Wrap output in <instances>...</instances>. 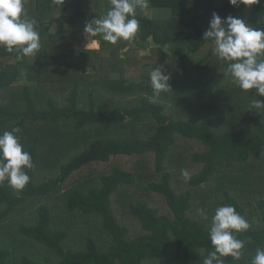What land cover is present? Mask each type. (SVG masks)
<instances>
[{"label":"trees","instance_id":"16d2710c","mask_svg":"<svg viewBox=\"0 0 264 264\" xmlns=\"http://www.w3.org/2000/svg\"><path fill=\"white\" fill-rule=\"evenodd\" d=\"M24 5L28 16L37 20L41 50L36 57L18 60L15 51L0 48V134L20 128L17 135L23 150L31 154L33 168L26 169L30 180L22 191H15L7 180L0 183V222L21 215L16 231L49 256L21 255V262L203 264L205 256L214 251L209 239L211 217L217 207L232 205L250 227L236 233L245 242L242 257L234 260L228 256L223 261L251 264L256 250L264 249V113L249 109L253 100H232L238 86L223 83L226 78L230 81L225 75L228 62L224 71L209 81L188 74L185 60L188 53L211 42L203 36L214 12L222 19L231 15L264 29V0L250 7L232 6L228 0H150L148 9L162 10L154 11L162 13L161 17L144 16L137 9L135 39L118 41L114 53L137 41L152 42L159 49L169 45L182 75L174 77L176 66L164 69L172 90L159 97H153L147 83L111 79L107 73L105 78L90 82L87 74L95 62L84 58L73 70L71 49L59 44L58 31L51 32L56 25L80 34L87 22L106 15L108 0H65L63 7L54 6L52 0H24ZM90 51L80 52L88 55ZM39 72L47 75L37 79ZM20 77L27 81L36 78L37 83L15 88L13 83ZM56 81L67 87L65 94L56 93ZM104 91L132 95L134 100L111 107L102 97ZM254 93L255 89L248 90L246 96L253 98ZM261 98L264 101V96ZM169 102L176 107L175 117L167 114ZM182 142H194L198 148L186 158L176 156L174 150ZM44 143L61 144L64 157L47 165L57 163L56 175L36 183ZM149 153L154 157L151 174L159 178L148 179L146 188L164 197L168 212L159 213L146 199H138L133 210L141 232L131 236L116 215L112 197L145 174L123 169L119 163L123 158L144 159ZM184 159L199 166L187 183L181 176ZM99 164L109 171L97 173L94 167ZM42 199L45 203L34 205ZM58 201L63 214L88 215L96 220L98 232L80 231L81 240L71 242L68 229L54 225L52 208ZM195 206L204 210L207 220L191 215ZM15 243L4 240L0 233V264H15Z\"/></svg>","mask_w":264,"mask_h":264},{"label":"clouds","instance_id":"9594fccd","mask_svg":"<svg viewBox=\"0 0 264 264\" xmlns=\"http://www.w3.org/2000/svg\"><path fill=\"white\" fill-rule=\"evenodd\" d=\"M232 6L250 7L261 0H228ZM65 0H52L56 7H63ZM108 11L101 18L95 17L84 26L85 38L91 41L98 35L103 41L117 44L118 41L131 42L139 30V21L135 18L137 9H148L150 0H108ZM37 20L28 16L24 0H0V47L7 52L13 51L17 59L34 56L41 50L40 34L36 28ZM203 38L210 40L213 54L220 60L228 62L225 75L241 90L255 89L257 96H264V29L249 26L246 20L229 15L221 18L212 14L209 29ZM163 66L153 68L150 83L153 97L171 89ZM255 108L264 113V101L255 99L249 109ZM14 127L0 134V183H7L15 191H22L30 177L26 169L33 168L31 154L23 150ZM184 182L191 180L188 170L182 169ZM199 215L207 220L204 210ZM250 227L234 206L223 205L215 209L209 227V239L214 251L209 252L203 264H224L223 258L231 256L239 260L243 255L245 242L236 237V233ZM251 264H264V249L258 248Z\"/></svg>","mask_w":264,"mask_h":264},{"label":"rangeland","instance_id":"374dc122","mask_svg":"<svg viewBox=\"0 0 264 264\" xmlns=\"http://www.w3.org/2000/svg\"><path fill=\"white\" fill-rule=\"evenodd\" d=\"M154 11L162 10L151 11V9H144L141 10V13L142 15L148 17L162 16V13ZM68 29L71 28H66V30L63 27L57 29V26L53 25L51 32L56 33L58 31L57 41L59 42V44L62 45L63 42V45L71 49L69 59L71 60V62H74V65L72 66V68H74L73 70H75L77 63H82V60H84V58H89L90 63H92L93 61L95 62V67H90L88 70L87 76L90 78V82H96L99 81V79L101 78H105L104 76L107 73L109 78L111 79L127 78L126 81L131 80L135 83H142L143 85L147 83L151 86L150 72L153 68L163 66V69H170L173 66H176L174 65V59L172 53L169 50V45H166L159 49V47H154L152 42H150L149 44H141L140 41L132 42V44L128 45L127 47L121 46L118 48L119 50L115 52L118 56L117 58L114 53V45L103 41L101 35H98L91 41H88L85 38L84 27L81 29L80 34H78L79 32H76L74 29H71L73 31H70ZM71 36L76 37H72V39H70L69 37ZM99 38H101V40ZM144 45L145 47H143ZM69 46H73V48L77 49H74V51H72V48ZM212 47V43L208 41L200 48L199 51L195 53H188L185 60L188 69V74L193 76L202 75V78H204V80L210 81L211 79L215 78L218 74L224 71V63L226 61L218 59L213 54ZM83 49L91 50V53H89L88 55H83V53L80 52ZM127 57L129 58L130 63L126 61L127 59L125 58ZM121 62H123L124 65H122ZM214 69L216 70V72H214ZM173 74L175 78H178L180 75H182V73L179 72L178 67L176 73L173 72ZM36 75L37 79L38 75H40V77L43 79L47 75V73L45 76H43L42 72H39ZM36 78L28 79V81L26 80V78H23V80L15 83L17 85L15 86V88H19L20 86H22V84L26 83L35 84L37 83ZM147 78L149 79L147 80ZM226 80H228V78H226ZM226 80H224V84L231 85L233 87L235 86L232 83L231 79L229 82H226ZM87 84H89V81L87 82ZM54 87L58 95H63L67 91V87H62L57 81L54 83ZM235 90V92H232V100H234V102L242 103V100H262L261 97H263L259 95L257 96L256 90L253 95V98H248L246 96L248 90L243 91L239 87L237 88L236 86ZM42 91V87H40L41 96ZM102 97L106 100V102H110L109 106L111 107L123 106L124 104H128L129 102L132 103L131 100H134V98L132 99V95L125 96L119 93H108L106 91H104ZM171 107H173V105L171 102H169L167 109V114L169 115V118L171 116L175 117L176 115V107L170 109ZM43 146L44 154L42 156L41 161L38 162L35 173L36 183H39L43 180H47L50 176L56 175V164L59 163L64 157L61 156V144L59 146L56 145L55 147H53L50 144L44 143ZM196 148H198V145L194 142H182L178 146H176L174 153L176 154V156L182 155L183 158H186V156H188L186 154L191 153ZM56 158H60L59 161L57 159L58 162L55 160ZM53 160L57 162L55 163V166L47 167V165L50 164V162H52ZM183 161L186 162V159H184ZM138 163L139 165L137 167ZM119 164L121 168L126 169L128 171L135 172V170H140L145 174V176L140 177V179L139 177H136L134 185L121 187L112 197L113 205L116 208V215L119 221L126 225L129 229V234L131 236H134L141 232L139 228L140 225L138 224L133 210V206L138 199H146L151 206L158 210L159 213H166L168 212V209L166 206L165 199L162 195L146 188L148 179L159 178L158 175L156 177V174H151L154 168V157L151 153L144 155V159L140 157L123 158V160H121ZM94 168L97 173L99 171H106V168H104V166L100 164L96 165ZM184 169L188 170L189 173H194L199 169V166L186 162V164L184 165ZM108 171L109 170H107L106 172ZM182 186H184V184H182ZM52 202L53 199L51 200L50 204H52ZM43 203H45V200L42 199L37 202H34V205L39 206ZM59 205L60 201L56 202L55 207L52 208L54 225L56 227L60 225L61 227L67 228L69 240L71 242H77L81 240V235L79 234L80 231L84 230L87 232L91 230V233L94 235L98 232L96 220H93L92 218L88 217V215L83 217L79 216V218L77 217V215L72 216V214H69L68 216L66 214H63V211L59 207ZM198 210L199 208L195 206V208L191 212V215L196 216V214H199ZM20 220H22V216L16 215L15 219H6L0 222V233L3 239L6 241L7 239H12L13 241H16L15 245L17 247V251L15 264H23L21 262V259L18 257L21 255H27L30 257L49 256V253L46 252V250L40 248L37 244L34 243V241L27 239L25 236L21 235L18 231H16ZM63 221L65 223H63Z\"/></svg>","mask_w":264,"mask_h":264},{"label":"crops","instance_id":"0c3cea01","mask_svg":"<svg viewBox=\"0 0 264 264\" xmlns=\"http://www.w3.org/2000/svg\"><path fill=\"white\" fill-rule=\"evenodd\" d=\"M0 48H3V47H0ZM3 49H4V48H3ZM17 80H18V81H21V80H23V79H22V77H20V78L17 79ZM18 81H17V82H18ZM13 84H15V83H13Z\"/></svg>","mask_w":264,"mask_h":264}]
</instances>
